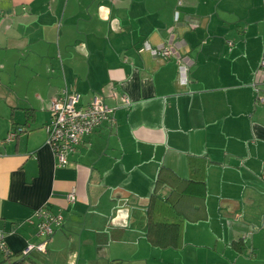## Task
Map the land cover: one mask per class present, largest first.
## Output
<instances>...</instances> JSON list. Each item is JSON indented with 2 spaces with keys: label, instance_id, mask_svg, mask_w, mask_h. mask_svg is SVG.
<instances>
[{
  "label": "crops",
  "instance_id": "1",
  "mask_svg": "<svg viewBox=\"0 0 264 264\" xmlns=\"http://www.w3.org/2000/svg\"><path fill=\"white\" fill-rule=\"evenodd\" d=\"M263 56L264 0H0V229L15 253L0 264L40 240L44 205L64 222L26 264H264ZM65 88L81 106L103 96L114 123L58 167L46 125ZM166 170L205 210L179 248L148 236L152 195L174 191L158 187Z\"/></svg>",
  "mask_w": 264,
  "mask_h": 264
},
{
  "label": "built area",
  "instance_id": "2",
  "mask_svg": "<svg viewBox=\"0 0 264 264\" xmlns=\"http://www.w3.org/2000/svg\"><path fill=\"white\" fill-rule=\"evenodd\" d=\"M176 14L177 18H179V11ZM141 49L150 50L156 56L166 59L177 57L185 60V58L178 57L176 51L170 45L152 46L146 43ZM261 67L264 68V56L261 60ZM187 68V64L183 63L181 68L182 74L186 73ZM259 99L263 102V98ZM122 100L126 105L131 103L130 98L125 94L122 95ZM50 111L52 113V119L46 125L47 143L55 155L56 165L58 167L68 166L69 155L76 150L83 137L93 133L104 122L114 123L115 108L108 105L103 96L96 95L89 104L81 106L80 94L72 93L67 88L52 99ZM24 130L25 128L22 126L12 129L8 133L6 140H15ZM67 198L70 202L76 200L75 189L67 194ZM34 218L37 220V236L40 240L38 242L28 243L21 251L22 256H27L33 251H39L41 253L47 252V246L51 236L64 222L62 212H55L47 205L38 208L35 211ZM29 222L35 223V220L30 218ZM14 254V251L7 241V233L0 229V256L8 260Z\"/></svg>",
  "mask_w": 264,
  "mask_h": 264
},
{
  "label": "trees",
  "instance_id": "3",
  "mask_svg": "<svg viewBox=\"0 0 264 264\" xmlns=\"http://www.w3.org/2000/svg\"><path fill=\"white\" fill-rule=\"evenodd\" d=\"M165 183L172 184L174 191L167 198L158 193L152 195L148 209V236L154 245L179 248L183 243L184 222L204 218L205 210L199 206L201 196L194 191L195 187L191 188L187 180L166 170L160 174L158 187ZM235 244L241 245V242ZM29 255L13 264H26Z\"/></svg>",
  "mask_w": 264,
  "mask_h": 264
},
{
  "label": "rangeland",
  "instance_id": "4",
  "mask_svg": "<svg viewBox=\"0 0 264 264\" xmlns=\"http://www.w3.org/2000/svg\"><path fill=\"white\" fill-rule=\"evenodd\" d=\"M188 250H190V253L189 254H185V256H187V255H190L191 253H193V252H200L201 250H199V249H197V248H194V247H192V248H189ZM183 260H185L186 262H189V261H187L188 260V258H186L185 259V257H184V259ZM184 261V262H185ZM225 260H223V259H220V263H218V261H217V264H227V260L224 262ZM206 261L203 259V255L201 256L200 255V258H199V260L197 259V261H196V263L197 264H206L205 263ZM177 263H180V261H178ZM213 262H210L209 264H212Z\"/></svg>",
  "mask_w": 264,
  "mask_h": 264
}]
</instances>
